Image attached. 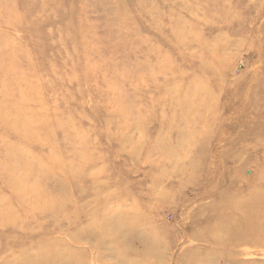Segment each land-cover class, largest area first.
<instances>
[{
  "label": "rangeland",
  "instance_id": "374dc122",
  "mask_svg": "<svg viewBox=\"0 0 264 264\" xmlns=\"http://www.w3.org/2000/svg\"><path fill=\"white\" fill-rule=\"evenodd\" d=\"M0 264H264V0H0Z\"/></svg>",
  "mask_w": 264,
  "mask_h": 264
},
{
  "label": "bare ground",
  "instance_id": "6f19581e",
  "mask_svg": "<svg viewBox=\"0 0 264 264\" xmlns=\"http://www.w3.org/2000/svg\"><path fill=\"white\" fill-rule=\"evenodd\" d=\"M113 226H115L114 224H113ZM117 227V226H116Z\"/></svg>",
  "mask_w": 264,
  "mask_h": 264
}]
</instances>
